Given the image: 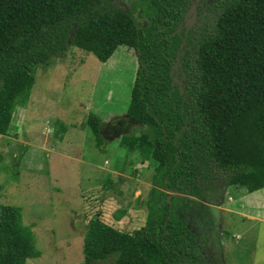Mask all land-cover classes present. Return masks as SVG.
I'll return each instance as SVG.
<instances>
[{"label":"trees","instance_id":"trees-1","mask_svg":"<svg viewBox=\"0 0 264 264\" xmlns=\"http://www.w3.org/2000/svg\"><path fill=\"white\" fill-rule=\"evenodd\" d=\"M191 2L127 0V12L118 0H0V135L18 134L24 113L15 106L29 100L39 66L73 47L102 62L119 46L135 52L127 112L147 130L118 137L153 159L151 196L159 191L167 209L155 214L149 199L147 224L135 231L90 218L78 264L198 260L202 242L186 219L215 190L214 178L223 177L222 194L264 188V0H203L187 29ZM107 122L92 112L86 126L99 141ZM169 190L184 201L182 216ZM22 217L20 206L0 202V264L33 255Z\"/></svg>","mask_w":264,"mask_h":264},{"label":"rangeland","instance_id":"rangeland-1","mask_svg":"<svg viewBox=\"0 0 264 264\" xmlns=\"http://www.w3.org/2000/svg\"><path fill=\"white\" fill-rule=\"evenodd\" d=\"M118 1L129 9L127 0ZM136 66L134 50L124 45L107 62L73 47L38 67L29 100L15 106L23 123L19 129L14 123L17 135H0V202L22 208L33 239L27 264L84 261L87 224L97 214L135 231L147 224L149 199L155 214L167 209L147 184L156 176L153 159L122 146L118 137L147 130L127 112ZM92 112L108 121L99 141L86 126ZM218 180L189 211L186 221L201 239L202 254L184 264H264V188L222 194L224 179ZM170 196L173 214L182 216L184 201Z\"/></svg>","mask_w":264,"mask_h":264},{"label":"water","instance_id":"water-1","mask_svg":"<svg viewBox=\"0 0 264 264\" xmlns=\"http://www.w3.org/2000/svg\"><path fill=\"white\" fill-rule=\"evenodd\" d=\"M200 0H198L197 3H194L187 11H186V19H185V26L187 27V29L191 28V27H194L196 21H197V18H198V3H199ZM126 11L129 12V9L127 8L126 6ZM192 14L194 17H192ZM197 16V17H196ZM194 23V25L192 26L191 24ZM188 31V30H187ZM169 193L170 195H177L178 193L173 191V190H169ZM171 196L169 197V200L171 198ZM185 196V195H183Z\"/></svg>","mask_w":264,"mask_h":264},{"label":"flooded vegetation","instance_id":"flooded-vegetation-1","mask_svg":"<svg viewBox=\"0 0 264 264\" xmlns=\"http://www.w3.org/2000/svg\"><path fill=\"white\" fill-rule=\"evenodd\" d=\"M198 2V0H192V2H191V5L190 6H192L194 3H197ZM203 2V0H200L199 1V3H198V10H199V7H200V4ZM199 12V11H198ZM192 17H194L193 16V14H192ZM197 17V16H196ZM198 22V18H197V21H196V23ZM196 23H195V25H196ZM194 25V26H195ZM183 26H185V24L183 23ZM180 30H181V28H180Z\"/></svg>","mask_w":264,"mask_h":264},{"label":"crops","instance_id":"crops-1","mask_svg":"<svg viewBox=\"0 0 264 264\" xmlns=\"http://www.w3.org/2000/svg\"><path fill=\"white\" fill-rule=\"evenodd\" d=\"M140 175V174H139ZM144 182V181H143ZM151 181H149V183H147V182H145V183H147V184H150V186H152V188H153V185L150 183Z\"/></svg>","mask_w":264,"mask_h":264}]
</instances>
